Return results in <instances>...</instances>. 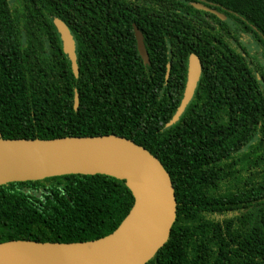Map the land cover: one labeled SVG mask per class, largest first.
Masks as SVG:
<instances>
[{
    "label": "trees",
    "instance_id": "obj_1",
    "mask_svg": "<svg viewBox=\"0 0 264 264\" xmlns=\"http://www.w3.org/2000/svg\"><path fill=\"white\" fill-rule=\"evenodd\" d=\"M56 19L74 36L78 76ZM191 54L202 74L167 127ZM109 134L147 148L175 188L169 239L146 264H264V0H0V138ZM134 202L104 174L0 185V243L98 239Z\"/></svg>",
    "mask_w": 264,
    "mask_h": 264
},
{
    "label": "water",
    "instance_id": "obj_2",
    "mask_svg": "<svg viewBox=\"0 0 264 264\" xmlns=\"http://www.w3.org/2000/svg\"><path fill=\"white\" fill-rule=\"evenodd\" d=\"M194 6L226 16L203 3ZM55 26L76 76V42L61 19ZM144 63L150 62L144 37L134 27ZM168 65L166 78H169ZM202 74L200 58L191 54L184 96L172 119L177 123L191 102ZM79 107V95L75 108ZM67 174H104L125 180L135 198L122 223L110 234L81 242L10 240L0 243V264H146L168 241L177 217V199L169 172L147 148L115 134L54 139L0 138V185Z\"/></svg>",
    "mask_w": 264,
    "mask_h": 264
}]
</instances>
